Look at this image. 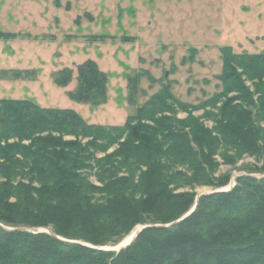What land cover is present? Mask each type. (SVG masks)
Wrapping results in <instances>:
<instances>
[{
  "label": "trees",
  "instance_id": "1",
  "mask_svg": "<svg viewBox=\"0 0 264 264\" xmlns=\"http://www.w3.org/2000/svg\"><path fill=\"white\" fill-rule=\"evenodd\" d=\"M221 58L223 90L212 99L220 105L211 129L191 117L177 128L165 114L174 112L167 101L186 105L170 93L136 108L122 126L0 99V264H264V166L250 170L258 177H237L230 190L200 195L181 220L195 195L169 188L183 178L224 185L227 176L211 177L214 155L234 163V155L264 151V53L225 48ZM76 70L71 99L105 102L107 76L97 64L87 59ZM9 71L21 73H0ZM72 73L62 68L54 81L66 86ZM180 166L189 178L173 171ZM142 224L149 226L118 252L98 249ZM38 227L52 234L26 229Z\"/></svg>",
  "mask_w": 264,
  "mask_h": 264
},
{
  "label": "rangeland",
  "instance_id": "2",
  "mask_svg": "<svg viewBox=\"0 0 264 264\" xmlns=\"http://www.w3.org/2000/svg\"><path fill=\"white\" fill-rule=\"evenodd\" d=\"M0 32L9 34L0 37V71H21L18 76L0 73V99H28L45 108L72 109L90 124L122 126L136 108L170 93L186 105L167 101L174 112L165 114L178 122L177 128L191 117L211 129L220 105L212 99L223 90L221 51L264 53V0H0ZM87 59L107 76L106 101L97 106L69 96L77 84L76 66ZM62 68L73 70L66 86L54 81ZM245 84L255 92L251 82ZM260 127L264 130V122ZM213 157L211 177L227 176L224 185L211 187L184 178L176 187L170 185L174 193L195 195L184 214L194 209L200 195L230 190L237 177H258L260 173L250 170L264 166V151L234 155V163L219 153ZM173 171L189 178L186 166ZM142 225L102 247L116 248Z\"/></svg>",
  "mask_w": 264,
  "mask_h": 264
},
{
  "label": "water",
  "instance_id": "3",
  "mask_svg": "<svg viewBox=\"0 0 264 264\" xmlns=\"http://www.w3.org/2000/svg\"><path fill=\"white\" fill-rule=\"evenodd\" d=\"M193 211V209H191L190 211H188L186 214H184L179 220L183 219L184 217H186L187 215H189L191 212ZM177 220V221H179ZM149 226V224H144L142 226H140L139 228H137L135 230V232H133V236L131 237V239L124 245L120 244L118 246H116V248H107V247H99L98 249H102V250H112V251H119L120 249L125 248L126 246H128L137 236V234L141 231V229L145 228ZM33 231V230H32ZM37 232H46L49 234H52L50 230L46 229V230H36Z\"/></svg>",
  "mask_w": 264,
  "mask_h": 264
},
{
  "label": "bare ground",
  "instance_id": "4",
  "mask_svg": "<svg viewBox=\"0 0 264 264\" xmlns=\"http://www.w3.org/2000/svg\"><path fill=\"white\" fill-rule=\"evenodd\" d=\"M132 236H133V233H131L129 236H127V237L123 240L122 245L126 244V243L131 239Z\"/></svg>",
  "mask_w": 264,
  "mask_h": 264
}]
</instances>
